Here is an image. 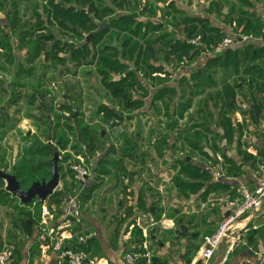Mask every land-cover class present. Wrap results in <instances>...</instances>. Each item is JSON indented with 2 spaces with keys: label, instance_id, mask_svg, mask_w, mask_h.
I'll return each instance as SVG.
<instances>
[{
  "label": "crops",
  "instance_id": "1",
  "mask_svg": "<svg viewBox=\"0 0 264 264\" xmlns=\"http://www.w3.org/2000/svg\"><path fill=\"white\" fill-rule=\"evenodd\" d=\"M151 1L158 3L159 0ZM162 4L169 6L168 10H171L172 13L178 10L176 12L179 17L199 20V29L203 26L210 31L205 35L204 33L196 34L190 39L201 37L205 41L209 37L216 38L218 32L225 37L235 38V35L241 30L244 35L249 37L246 40L248 44H234L222 54L217 55L226 57L229 56V51L232 54L237 52L240 63L229 65V67H223L220 63L209 65L210 58L200 51V54L191 59L190 66L178 71L175 77L169 73L170 78L161 81V89L157 92L154 91L156 87L153 83L151 86L147 80L148 87L138 85V81H132L131 76L125 83L132 92L131 101H134V104L129 108H126L124 103L121 107L119 101L113 98L112 93L106 88L113 101L126 111L145 107L154 100L155 96L157 99L160 94L161 97L157 100L162 102V111H165L167 117V126L163 122L164 132L160 131V133L168 140V145L163 146L162 153L165 157H160L157 144L155 140L152 141L158 136L156 131L148 132L150 141L142 133L141 128L138 130L139 125L134 133L128 132V127L134 125L132 121L134 123L138 121L139 112L130 117L122 110L114 111L107 102L96 104V115L93 118L102 120L109 127L111 134L109 132L107 134L118 142L119 149L123 147L125 137L134 139L139 145L138 155L144 158L145 163L150 158L155 172L159 173L147 175L144 173L146 164L143 166L139 159L138 161L122 160V152L118 151L120 159L118 163L115 162L117 166L115 169L119 171L118 179H112L113 183L118 184V188H105L100 193L101 186L108 179H90L88 187L84 188L80 195L83 200L88 195L89 197L80 204L78 216L73 219L69 229L65 228L64 234L66 245L72 249L85 250L88 253L87 264H128L126 255L142 251L144 244L148 245L153 254L152 264H199L204 238L213 234L222 220L229 215L231 208L228 204L239 197L241 190L255 191L258 187L256 172L259 162L264 159V0H166ZM184 27L185 21H181L180 28L173 30L172 27V33H168L174 37V40L188 42L190 39L183 32ZM116 44L117 41L113 46ZM125 44L123 42V45ZM8 48L10 50L9 58L5 62L15 66L14 78L21 72L19 78L23 81L22 84L27 85L28 83L25 81H30L32 76L27 74V80H24L26 75L24 73H30L32 70V75L35 73L34 64L42 54L33 64L31 63V67L25 68L21 60L19 63L16 62L12 47ZM24 54L27 55V58L29 51L21 53V55ZM11 57L13 61H11ZM253 57L256 59L254 60ZM172 59H174L173 56ZM160 61L162 64L170 63L168 59L159 58ZM5 67L7 65L2 69ZM46 68L49 69V65H46ZM201 70H205V79H202L204 75L196 74L198 81L190 82L192 74ZM5 72L12 71L6 68ZM139 76L140 80L147 78L144 73L139 72ZM121 79L123 78L118 79L117 77L111 81L120 82ZM45 80V77L39 78L41 85L34 97H39L41 105L37 107L39 115L34 116L47 114L44 115L47 117L49 113H52V89H56L58 83L50 78L44 82ZM5 81L7 80L4 76L0 77V93H2V96L0 95V105L2 103L0 118L4 119L6 118L3 100L6 99V95H9L6 102L17 106L18 98L25 94L24 90L28 87V85H21L19 81L9 83V86L7 83L2 86ZM61 83L64 84L62 99L57 101L60 104L68 102L63 98L64 94L70 103L76 100L77 104L81 106L78 103L77 88L66 84L65 80ZM136 85L144 93V98L133 97ZM227 86L232 87L236 94L230 108L225 105L227 102L224 97V89ZM16 87L19 89L26 87V89L21 92L17 91V93L9 91L10 88L16 89ZM44 90H48L49 93ZM84 94L85 92H81L82 99ZM147 94L149 97L146 99ZM82 99L80 102L83 104ZM101 105L110 108L119 116L117 117L119 120L115 116L105 120V115L99 113ZM91 107L93 108V106H89V108ZM15 111L17 115L20 112L19 109ZM27 117L16 119L9 128L6 127L8 122L5 124L0 119V137L2 138L4 135V137L12 138L11 140L7 137V142L0 141L2 144L0 147H4L6 155L10 152H17L19 155L21 152L24 153L25 148L29 147L34 140L33 134L35 130L38 131L37 125H35L36 121ZM21 122L22 124L30 123V128L23 129L24 127L20 125ZM170 123H173V129L169 126ZM117 129L120 131L117 132ZM6 131L8 134H4ZM104 134L105 132H102L101 137L105 139ZM25 135L32 138L31 142L23 141ZM13 138L15 141L18 140V145L15 144ZM108 147H113V145ZM143 147L148 149L150 154L153 153L152 157L140 155V150ZM173 153L186 155L187 164L181 160L169 164V160H166L164 162L166 169L160 170L159 160L167 159L166 157L170 154L177 156ZM189 165L199 169V176L196 174L195 176L194 172L188 169ZM129 166L134 169L131 173L129 172L131 179H124L125 171L129 169ZM90 167L93 170V165ZM216 167H221L223 171L219 181H215L212 177ZM137 169H140L143 174L139 173L140 170L135 171ZM148 170L145 168V172ZM203 174L204 178H202ZM164 175L170 179L171 183L168 188H165V191L162 189L165 186ZM176 178L185 179L190 183H204L203 189L197 194L187 196L176 187ZM126 181L130 184L127 185ZM4 186L0 188L1 192L4 191ZM71 190L64 188V184L60 181L56 192L67 193ZM89 190L90 194H84ZM114 192H117L115 193L117 196L120 194L116 204H113L112 193ZM175 201L180 203L179 207L171 208V204ZM18 202L21 203L17 199V203L11 201V204H14L12 207L16 208L15 211L20 213L21 218L24 213H31L32 236L27 242H23V245L18 243L15 249L13 245L8 244L5 235L0 234V247L9 245L15 249L14 260L10 264H57L56 255L40 248L36 240L37 226L41 220V204L38 202L34 208L32 204L22 205L21 203V206ZM9 203V201L5 203L4 196H0V204L9 207L11 206ZM63 203L64 200L60 205H57L51 198L46 201L54 216V219L50 221L51 226L61 223ZM56 205L59 206L58 211ZM38 214L39 219L35 218V215ZM16 225L20 234L27 235L17 222ZM244 227H246V231H241V234L245 245L228 254L229 242L226 241L219 252L215 254L212 264H217L219 254L223 253L226 260L223 258L220 264H258L259 254L264 252V215H257L250 221H244L240 225V229ZM80 237L86 238L85 244L79 242Z\"/></svg>",
  "mask_w": 264,
  "mask_h": 264
},
{
  "label": "rangeland",
  "instance_id": "2",
  "mask_svg": "<svg viewBox=\"0 0 264 264\" xmlns=\"http://www.w3.org/2000/svg\"><path fill=\"white\" fill-rule=\"evenodd\" d=\"M49 0H0V77L7 80L2 83V86L7 83L9 86V83L19 81L21 85L27 86L23 89H19L16 87L10 88L9 91L13 93H17V91L21 92L24 89L25 94H23L20 98H18L19 104L17 106L11 105L6 102V99L9 95H6V99L4 101V115L6 119H9L7 128L15 121L16 119H21L24 116L27 115H39L37 111V107L40 104L39 97H34L35 89L40 88V81L39 78L43 77L51 80H55L58 85L56 89L53 87L52 94L54 97H56V101L62 99V92L64 89V84L61 83L65 80L66 84L75 87L76 93L78 92V98H79V104L81 106H74L75 109L78 110V117L75 118L73 114L69 112H62L55 110L51 113H49L48 116H51V119H47L49 121V126L51 127L50 122L54 123L56 115H64L69 121H67L68 125L71 126L74 123L79 121L82 125H88L90 128H92L93 131L100 134L105 132L103 136L106 138H102L103 140V146L98 143V149L94 155V159L99 161V159H102L105 157V154H108V156L105 158L106 160H110V163L104 164L102 166V169L104 171V175L102 176H96L93 179H108L105 180L104 184L101 186V190L99 191L102 193L104 189H108L109 187L111 189L118 188V184L116 182L113 183L112 179H118V172L115 167L116 163L119 161V147L118 142L114 141L112 137L107 134L109 131V127L106 126L102 120L93 118L94 115H96V104H101L103 102H107L108 105L114 110V111H121L123 113H126L128 116H133L134 113H138V121L133 122V126L128 127L129 133H134L136 130L137 125H139L138 130L141 128L143 131L142 133L145 135V137L150 141L149 138V131L152 130L153 132L156 131L157 134L160 133V131L164 132V128L162 129V125L164 122V125L167 126V117L165 116V111H162V102L160 100H157L154 98L153 101H150L147 106L145 107H138V109L130 111H126L125 109L118 107V103L113 101L111 95L106 90V87L104 86V81H108L109 79L105 80V77L100 74L101 67L104 66L101 61V49L102 47H107L108 45H114L115 41H117V44L113 47L119 48V46L122 45V43L125 40V36H121L117 38L115 36V32L110 31L107 36L103 37L99 42H95L92 44V41L89 39V35L95 33L99 29V24H102L104 21H107L105 28L102 32H104L107 29V26L110 24V19L119 18L124 15H131L134 13V7L137 4L138 6H141V9L138 10V20L142 22L143 24L148 23L149 21L153 23H162V22H172V17L169 16V12L172 13V11L168 10L169 6H165V4H162L163 2H166L165 0H159L158 3H154L151 0H95V7L100 11V14H102L101 17L95 19V23L98 26L97 30L89 32V30L83 26L80 25L77 20L71 22H67V27H69V31L62 29L57 22L55 18H53L50 13L51 9L48 4ZM168 1V0H167ZM138 2V3H137ZM76 7V6H75ZM79 7V6H77ZM86 10V9H85ZM141 13V14H140ZM94 16H92L93 18ZM103 18V20H101ZM20 19L23 20L22 23H20ZM17 20V21H16ZM13 21H16V24H12ZM152 26V24H150ZM78 29L80 35H75L71 32L70 28ZM128 30H132L135 28V25L126 27ZM171 25L167 24L164 25L163 31H172ZM144 27L138 28L139 34H143ZM151 29V28H150ZM23 31V34L21 33ZM32 32L33 34L29 37L26 36L27 33ZM159 33L163 32H153L148 33L149 37L151 35H154V37H158ZM94 35V34H93ZM92 38V37H91ZM39 39L42 40L43 44H45V51L42 53L41 57L37 61L35 65V73L31 77L32 79L30 81L27 80V76L25 75L24 80L27 85L22 84L23 81L20 80V74L18 76H15L14 68L15 66L10 65L9 63L5 62L7 60L8 55L10 53L9 46L12 47L13 55L15 57V60L17 63L20 62V60L23 63V67L28 68L31 67V64L25 60L26 54L21 55V53H25L30 51H33L36 47L37 41ZM137 39V38H135ZM123 40V42H122ZM61 41L63 44L66 45L65 48H63V51H61L63 45H58L57 42ZM139 41V40H137ZM113 42V43H112ZM165 42V41H163ZM126 43V42H124ZM57 44V45H56ZM88 44V45H87ZM5 45V46H4ZM86 51L89 54L88 58H83L81 56H78L73 54V49L75 48H83L86 46ZM141 45V44H140ZM8 46V47H7ZM24 49V50H21ZM146 49V48H145ZM162 44H159L158 47H156L153 51V53H150L151 57L150 60H148L149 65H151L150 73L153 72V69H160L159 73H153L152 75L149 73V76L145 78L146 80H140L139 72L143 74V70L139 68H133L134 61L128 60L125 57H121L119 53V63L125 64L127 68L125 70L121 69L122 71H112V74L110 76V80H113L118 77L119 78H125L127 73H136L132 76L131 80L138 81V85H144L148 87L147 80L151 84H154L156 89L154 91H159L161 81L166 78H170V75L174 74V67L171 68V66L176 62L179 63L181 60H178L177 57H174L170 61V63L162 64L161 61L159 62V58H163L164 55H162L161 52ZM79 50V49H78ZM148 52V48L146 49ZM150 52V51H149ZM16 55H15V54ZM20 53V55H19ZM108 55V54H107ZM57 57V58H56ZM115 57V56H114ZM49 58V59H48ZM56 58V59H55ZM27 59V58H26ZM49 60V61H48ZM29 63V64H28ZM143 64V60L141 61ZM7 65L5 69H2L3 66ZM46 65H49V69L46 68ZM53 66V68H51ZM129 67V68H128ZM6 68H8L12 72H5ZM130 69V70H129ZM49 70V71H46ZM134 70V71H133ZM133 71V72H132ZM171 73L170 75H168ZM46 80L44 82H46ZM152 80V81H151ZM43 82V83H44ZM135 84V82H133ZM48 92V90H44V92ZM134 95L133 97L138 98H144V93L140 91L139 86L134 87ZM153 91V92H154ZM30 92V93H29ZM81 92H85V96L82 95ZM51 94V92H50ZM2 96V93H0ZM144 95V96H143ZM149 97V94L145 97L146 99ZM52 98V97H51ZM82 99L83 104L80 102ZM134 99V98H133ZM90 100V101H89ZM135 100V99H134ZM143 100V99H142ZM1 101V99H0ZM2 101V102H3ZM17 102V101H16ZM69 102V101H68ZM66 103V102H65ZM143 103V101H142ZM145 103V102H144ZM70 105H74L72 102ZM2 105V103H1ZM0 105V107H1ZM44 106V105H43ZM57 106V105H56ZM89 106H93V108H89ZM16 109H19V114L17 115L15 112ZM133 110V111H132ZM1 113V112H0ZM67 116H66V115ZM1 115V114H0ZM47 115V114H42ZM93 118V119H90ZM23 129L28 130L30 128L29 124H22L20 123ZM65 125V123H63ZM76 125V124H75ZM46 131L48 130H42V132H38L35 130L34 140L31 144H38L42 147H46L48 145H52V140L50 141L49 138H52V133L49 130V133ZM64 132V133H63ZM63 137L69 139V145L67 147L66 151H61L58 148H55L53 152L48 153L46 151H42L40 153H26L21 152V154H17V152H10L8 155H6V150H4V147H0V166H2L3 171H5L8 174L14 175V173L19 175V182L21 183V188L23 190H27L34 182L41 181L45 179L46 181H49L52 178V160L54 159L55 151L59 152L60 155V161H59V167H62V171L60 172V181L64 184V188L69 189H75V178L74 173L72 172L71 166L73 164H77L79 162L85 163L88 167L93 165V161L88 157L86 152V147L79 141V136L77 134L68 133L66 134V131H63ZM7 131L4 133L6 134ZM8 134V133H7ZM107 134V135H106ZM1 136V135H0ZM3 139L0 137V141L3 140L7 142L6 138L8 136L2 135ZM5 138V139H4ZM12 140L11 137H8ZM154 138H156L154 136ZM155 139L152 141L154 142ZM13 141L16 145H18V140L13 138ZM24 141V138H23ZM5 142V143H6ZM26 142V141H24ZM34 142V143H33ZM30 144V145H31ZM2 145V144H0ZM109 145H113L114 149L113 152L111 147H108ZM177 156L170 154L167 159L159 160L158 165L161 166V169H166L164 162L169 160V164H172L176 160H184L183 154ZM86 155V156H85ZM140 155H144V157H152L153 153L150 154L148 149L143 147V149L140 150ZM148 155V156H146ZM151 155V156H150ZM8 156V157H7ZM165 157V156H164ZM140 160V158H139ZM144 160V158H143ZM147 163L144 167V173L150 174V175H156L159 172H155L153 165L151 164L150 158L147 159ZM125 163H128L125 161ZM50 164V165H49ZM159 166V167H160ZM99 167V163H98ZM38 168V169H37ZM91 168V167H90ZM129 169L125 171L126 175L124 179H131L129 172L134 171L132 166L128 167ZM145 168L149 169L148 172H145ZM98 169V168H97ZM36 170V172H32ZM140 170V169H139ZM138 169L135 171H139ZM97 171V170H96ZM139 173L143 174V172L140 170ZM142 176V175H141ZM164 183L165 186L163 191H165V188H168L170 186V179L167 178L166 175H164ZM162 177V176H161ZM140 179V177L138 176ZM143 179V178H142ZM106 183V184H105ZM127 185L130 184V182H127ZM5 184V186H4ZM3 186V192L0 191V196H4L5 203L9 201L11 204V201L13 203H17L18 198H14L11 193L7 191L6 183L4 182ZM1 186V187H3ZM130 186V185H129ZM0 187V188H1ZM103 188V189H102ZM117 192L112 193V196L114 198L113 204H116L119 198V195L115 194ZM123 194V192H121ZM127 193H129L127 191ZM101 195V194H100ZM8 197V198H7ZM19 200V199H18ZM99 201V200H98ZM166 201V200H165ZM11 204V206L7 207L4 204H0V234H4L7 242H9V245H13L16 249L17 244H22L23 242H27L29 238L27 235H23L19 233V228L16 225V220L21 218L20 213L15 211L16 208H13L14 204ZM19 205H21L20 202H18ZM23 205V204H22ZM21 205V206H22ZM180 203L173 202L171 204V208L179 207ZM24 207V206H23ZM169 207V209H171ZM28 210V209H26ZM56 210H59V206L56 205ZM8 211V212H7ZM39 219V214L35 215V218ZM33 220V219H32ZM36 222V221H35ZM12 243V244H11ZM8 245V246H9Z\"/></svg>",
  "mask_w": 264,
  "mask_h": 264
},
{
  "label": "trees",
  "instance_id": "3",
  "mask_svg": "<svg viewBox=\"0 0 264 264\" xmlns=\"http://www.w3.org/2000/svg\"><path fill=\"white\" fill-rule=\"evenodd\" d=\"M48 4L51 9L50 13L53 12L51 16L55 18L56 20H58L57 22L59 23L62 29L69 31V27H67V22H71V20L73 19H74L73 21L77 20L80 25L85 26L89 30V32L95 31L98 29L97 28L98 26L95 23V19L101 17L102 14H100V11L95 7V0H49ZM138 10H139V6L136 4L134 7V13H132L131 15H124L119 18L110 19V24L107 26V29L104 32L94 33V35L90 39V41H92V44L95 42H99V40L107 36V34H109V32L113 30L117 38L121 36H125L124 37L125 38L124 42H126L125 45H123L122 43V45L119 46V48H115L113 47V45H108L107 47H102L100 51V53L102 54L101 61L104 65L101 67L102 69L100 70V74L105 77V80L106 79L110 80L112 71L115 70V71L120 72L122 71L121 69L125 70L127 68L125 64L119 63V60H118L119 53L120 55L122 54L121 57H125L128 60L130 59L134 61L133 68H135L136 66L139 67L140 69L142 68L141 70H143L144 76L148 77L150 73L149 71L151 70V68H153L148 63V60H150V53H153L154 49L158 47L159 44H162L161 52H162V55H164L163 60L168 59V61H170L173 56V57H177L178 60H181V61L184 58H187L188 60L191 61V59H193L198 54H200V50L198 48L193 47L186 41L181 42L179 40H174V37L168 33V32L172 33L174 28H180L181 21H185V27L182 30L185 33V35L188 37V39L192 38L194 35L199 34V33H204V35L207 33H210V31L203 26L201 29H199V20L190 19L188 17H185V18L179 17L177 14L178 12H176L178 10H175L174 13L169 12V16L172 17V22L167 21L165 23L162 22V23H156V24L151 21L145 24L140 22L138 20V17H139ZM92 16L94 17L92 18ZM103 18L104 17H102L101 20H103ZM16 21H13L12 24H16L17 23ZM19 21L20 23L23 22L22 19H20ZM150 24H152V26ZM167 24L173 27L172 31H168V30L163 31L164 25H167ZM133 25H135V28L132 30L131 29L128 30L126 28V27H130ZM140 27L145 28L144 29L145 32L143 34H139L138 32V28ZM75 28L76 27L70 28L71 32L77 36L80 35L78 29H75ZM153 32L154 33L163 32V33H159L157 38H154L153 37L154 35H151L149 37L148 33H153ZM21 33L23 34V31ZM32 34L33 33L30 32V33H27L26 36L30 37ZM224 38L225 36L218 32L216 38L209 37V39L206 38L205 41L203 39L202 40L206 42L207 44H213L215 42L221 41ZM37 42L38 43H36V47L34 48V50L33 51L29 50V55L26 59V61L29 62L30 64L31 63L33 64L36 61V59L45 51V44H43L42 40L39 39V41ZM57 44L59 46L63 45L61 51H63V48L66 47V45L63 44L61 41H58ZM87 45L84 46L83 48L74 47L73 54L77 55V57L81 56L83 58H88L89 54L88 52H85L87 50L86 49ZM145 48L146 49L148 48V52L146 51ZM228 54L229 56H226V57L216 56V57L210 58V60L208 61V64L210 65L211 63H220L221 65H223V67H229V65L240 63L238 60L237 52H234L232 54V52L229 51ZM253 59L255 60L256 57H253ZM142 60H143V64L141 63ZM11 61H13L12 57H11ZM32 71L30 73H24V74H26V76L27 74L32 76ZM157 72H160V69L154 68L153 72L150 74L152 75L153 73H157ZM133 74L135 75L136 73H131V72L127 73L126 75L127 77L121 79L120 82H114V81H109V80L104 81L105 87L107 88L109 92L112 93L113 98L119 101V104L121 105V107L123 103L125 104L126 108H129L134 104L133 103L134 101L133 100L131 101L132 92H130L129 87L126 86L125 84L126 82H128L127 80L131 76H133ZM196 74L204 75L202 79H205L206 77L205 70H201L195 74H192L191 79L189 80L190 82H192V80L193 82L198 81L196 80L198 79V76ZM37 90L38 88H36L35 94H37ZM235 96L236 94L232 87L227 86L224 89V97L226 98V102H227L225 105L227 108L231 107V103L234 102ZM160 97L161 96L159 94L157 99ZM72 103H74V105H72L73 108H75L74 106L76 105L79 106L76 100H73ZM120 105L118 106L120 107ZM55 108H57L56 110L58 111L69 112L74 115L73 108L69 107L65 103L60 104L58 101H56V97H54L53 95L51 98V111L53 112ZM99 109H100L99 113H103L105 115V120L106 119L108 120L110 117H113V116H115L116 119L119 120V118H117L119 116L116 115L107 106L101 105ZM27 116H28L27 118H30V119L32 118L34 121H36L35 125H37L38 132H42V130H48L46 132L49 133V130L51 127L49 126V121L46 116L44 115L43 116L27 115ZM0 119H2V121L5 124L6 122L9 121V120L7 121L6 119H4L3 117H1ZM69 120L70 119H68L64 115H56V118H55L56 122L54 123L53 130L51 132L52 133V141H51L52 145L42 147L34 143V144H31L29 147L25 148L24 150L25 154L26 153L27 154L28 153H40L46 150L48 153H51L54 151L55 148H58L61 151H66L69 145V139L66 137L65 138L63 137V133H64L63 131H66V134L73 133V132L74 134H77V135L79 134V136L81 137V140L87 143L89 153L91 155L92 154L94 155V153L98 149H100L98 148L99 147L98 143L102 146L104 144L103 140L100 137V134L93 131L92 128H90L89 126L82 125L80 121H79V131H77V127L75 123L71 126L68 125L67 121ZM63 123H65V125H63ZM169 126L172 127V129L174 128L173 123H170ZM23 138H24V141L28 143L31 142L30 140L32 139L30 136H26V135ZM155 143L157 144L159 156L160 157L164 156V154L162 153V150H163L164 145H168V140H166V138L161 133H159L157 138L155 139ZM138 147L139 145L136 143L134 139L125 137L123 147L118 150L120 153L122 152V160L131 159V160L138 161V159L140 158L139 162H141L142 165L144 166L146 163L143 160V157H140L138 155L139 154V151H137ZM113 149L114 147H111L110 150H112L113 152ZM107 156L108 154H106L104 158L100 159L98 170L95 173V178L96 176H100L104 174V171L102 170V166L105 163L106 164L110 163V160L105 159ZM183 158H184L183 162L187 164L186 155ZM1 169H3L2 166H0V170ZM188 169L192 170L194 172L193 173L194 175L196 174L197 176H199V173H200L199 169L193 166H190V165ZM61 171H62V167H59V172ZM32 172H36V170ZM14 175L19 180V175L16 173H14ZM204 177L205 175L203 174L202 178ZM3 184H4V181L0 179V185H3ZM175 184H176V187L182 190L184 194H186L187 196L189 194L199 193L203 189V186H204V183H190L186 181L185 179H179V178L175 179ZM87 193L90 194V190L84 192V194H87ZM65 196H66L65 193L56 192L50 198L51 200L53 199L54 203H56L57 205H60L62 201L65 199ZM88 197L89 195L87 196V198ZM87 198L83 200L81 197L80 204H82ZM16 222L19 224L20 228L26 232L28 238L30 239V237L32 236V233H31L32 226H30V223L32 222L31 213L29 212L24 213L23 217L17 219ZM74 250H79V249H74Z\"/></svg>",
  "mask_w": 264,
  "mask_h": 264
},
{
  "label": "built area",
  "instance_id": "4",
  "mask_svg": "<svg viewBox=\"0 0 264 264\" xmlns=\"http://www.w3.org/2000/svg\"><path fill=\"white\" fill-rule=\"evenodd\" d=\"M141 6H139V10ZM243 41L249 39L240 30L235 38L225 37L219 42L207 44L201 37L190 39L188 43L198 48L203 55L208 58L222 54L230 46L240 43L238 39ZM191 61L184 58L179 63H174V75L177 72L189 67ZM57 103V102H56ZM221 160V158H219ZM74 173L76 188L65 193V199L62 206L61 223L57 226H51L50 221L54 219L51 207L46 204L41 205V220L37 226L36 240L40 248L53 252L56 255L57 264H87L88 253L85 250H74L65 244V228H70L74 218L78 216L80 207V195L84 188L88 187L90 179H93L92 170L85 163L79 162L71 166ZM213 179L219 181L223 175L221 167H216L213 171ZM258 187L255 191L243 189L240 191L238 198L230 202L228 205L231 211L222 222L217 230L204 238L201 250V261L199 264H211L215 254L219 250L224 241L229 242L228 254L237 250L240 246L245 245L241 231H246V227L240 229V225L244 221H250L257 215H264V159L258 164L256 172ZM37 201L32 203V207H36ZM79 242L86 243L85 237H80ZM15 249L11 246L0 247V264H10L14 260ZM226 260V257H224ZM128 264H152L153 254L149 250L148 245L144 244L142 251L132 252L126 255ZM264 263V252L259 254L258 264Z\"/></svg>",
  "mask_w": 264,
  "mask_h": 264
},
{
  "label": "water",
  "instance_id": "5",
  "mask_svg": "<svg viewBox=\"0 0 264 264\" xmlns=\"http://www.w3.org/2000/svg\"><path fill=\"white\" fill-rule=\"evenodd\" d=\"M107 21H104L102 24H99V29L95 33H100L104 30L105 25ZM94 34V33H93ZM93 34L89 35V39L93 36ZM238 42L248 44V42L243 41V39L239 38ZM246 42V43H245ZM63 98L67 101H69L68 97L63 94ZM69 107L73 108L72 105L69 104V102H66ZM74 111V117H78V110L73 108ZM48 119H51V116H48ZM51 128L50 132L53 130V123L50 122ZM77 127V131H79V125L78 122L75 123ZM113 127H116V125H113ZM120 129H117V132H119ZM49 140L51 141L52 138L50 137ZM79 141L86 147L87 155L88 157L93 161V175L96 173L97 167H98V161L94 159V157L89 153L88 151V145L85 141L81 140V137L79 136ZM59 161H60V155L57 150L55 151L54 159L52 160V178L49 181H46L45 179L41 181L34 182L27 190H23L21 188V183L17 179L15 175H11L6 173L3 170H0V179H2L6 183V188L9 193H11L14 197L18 198L23 205H30L33 202L37 201L39 204H45V202L56 192L60 185V172H59ZM226 241L222 243L224 245ZM221 245V246H222ZM220 246V248H221ZM219 248V250H220ZM217 251V253L219 252ZM219 259L217 261V264H220L224 258V253L221 255L219 254ZM215 258V257H214ZM212 264V262H211Z\"/></svg>",
  "mask_w": 264,
  "mask_h": 264
},
{
  "label": "flooded vegetation",
  "instance_id": "6",
  "mask_svg": "<svg viewBox=\"0 0 264 264\" xmlns=\"http://www.w3.org/2000/svg\"><path fill=\"white\" fill-rule=\"evenodd\" d=\"M78 136H79V134H78ZM86 152H87V150H86ZM91 170H92V168H91ZM92 175H93V171H92ZM94 176V175H93Z\"/></svg>",
  "mask_w": 264,
  "mask_h": 264
}]
</instances>
